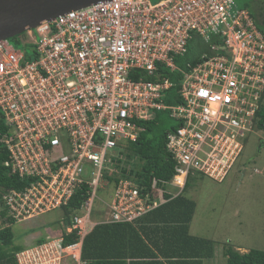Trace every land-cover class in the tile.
Returning <instances> with one entry per match:
<instances>
[{
  "label": "built area",
  "instance_id": "built-area-1",
  "mask_svg": "<svg viewBox=\"0 0 264 264\" xmlns=\"http://www.w3.org/2000/svg\"><path fill=\"white\" fill-rule=\"evenodd\" d=\"M24 35L25 49L0 42V112L3 164L30 183L0 193V214L18 225L63 210L80 190L87 197L70 223L62 215L59 235L18 253V264H91L83 244L95 226L136 222L164 203L165 191L181 194L190 177L224 182L255 132L264 35L235 0H110ZM194 38L208 49L181 67ZM160 68L181 74L180 104L163 102L173 83ZM165 110L181 123L168 135L173 179L157 195L121 179L100 199L115 149ZM69 235L75 240L65 244Z\"/></svg>",
  "mask_w": 264,
  "mask_h": 264
},
{
  "label": "trees",
  "instance_id": "trees-1",
  "mask_svg": "<svg viewBox=\"0 0 264 264\" xmlns=\"http://www.w3.org/2000/svg\"><path fill=\"white\" fill-rule=\"evenodd\" d=\"M251 3V5L245 4L241 8L249 10L258 29L264 35V3L261 0H251ZM24 34L10 40L18 44L20 43L19 38ZM207 49V45L203 44L199 39L194 38L189 43L188 53L185 57L178 58L177 63L181 67L187 62L195 64L198 61L199 55L207 51ZM162 71L165 72V75L173 83L172 87L166 92L163 102L169 106L180 104L181 99L178 91L181 74L177 71ZM140 126L144 130L140 132L136 141L127 142L113 152L112 164L110 165L119 169V172L114 173V176L110 177L105 173V177L112 184H118L121 179H132L138 184L139 188L144 189L143 192H155L154 194L157 195L159 189H161L160 185L163 182H170L176 173V162L167 150V142L168 135L175 132L181 126V123L172 118L170 112L165 110L157 111L152 120L141 121ZM255 130L264 134V95L256 114ZM6 134H8V126L4 115L0 112V193L10 189L20 190L30 183L29 179H22L19 175L12 173L11 169L9 170L3 164L9 158V152L4 143V136ZM115 153L118 156L114 158ZM134 157L139 159L137 164H132ZM201 178L203 177H190L185 189L176 197H173L172 193L165 191L168 190L167 188L163 189L165 191L163 193L164 203L147 214L145 218H148L150 224L158 222L163 224L159 228L160 234H175L172 230L179 228L178 230H181V234L187 235L190 239L205 244L208 243L210 246L208 254L211 255L212 241L189 236V225L194 218L197 205L195 201L184 196V192L192 180ZM154 181L157 185L153 190ZM86 197L85 190H80L75 194L70 203L63 208L64 219L67 223H70L71 217L76 214ZM0 217L6 221L5 226L0 228V264H18L16 255L25 248L15 244L14 221L7 218L6 211H3ZM139 220L134 223H114L95 226L84 240L83 259L89 261L91 264H125L122 259L126 255L120 254L118 249L114 252L111 251L109 246L114 244L115 239L124 238L128 233L139 235L134 228V224ZM74 240L75 235H69L65 238V244H70ZM45 241V239H41L36 245H40ZM224 255L227 257L226 264H264V251L258 249H251L249 252L242 254L230 246L224 250Z\"/></svg>",
  "mask_w": 264,
  "mask_h": 264
},
{
  "label": "rangeland",
  "instance_id": "rangeland-1",
  "mask_svg": "<svg viewBox=\"0 0 264 264\" xmlns=\"http://www.w3.org/2000/svg\"><path fill=\"white\" fill-rule=\"evenodd\" d=\"M153 3L161 0H150ZM238 8L245 4L251 5V0H235ZM264 3V0H261ZM16 44L9 40L14 49H25L21 40ZM264 134L255 130L248 138L243 154L236 168L226 180L218 183L209 178L192 180L184 192V196L195 201L196 212L193 218V233L212 237L224 245L244 250L258 249L264 251ZM118 155L115 153L114 158ZM139 159L134 157L132 164ZM87 172H90L88 169ZM113 165H108L105 171L108 177L118 173ZM106 178V177H105ZM108 179V178H106ZM109 181V179H108ZM107 187L99 192V198L112 190L113 184L104 181ZM99 201H97L98 203ZM102 207H96L95 214H100ZM63 210H55L38 216L37 219L24 222L21 231L14 226L15 244L24 248L31 247V235L39 233L46 235L52 223L62 219ZM3 219V218H2ZM0 220V228L5 226V220Z\"/></svg>",
  "mask_w": 264,
  "mask_h": 264
},
{
  "label": "crops",
  "instance_id": "crops-1",
  "mask_svg": "<svg viewBox=\"0 0 264 264\" xmlns=\"http://www.w3.org/2000/svg\"><path fill=\"white\" fill-rule=\"evenodd\" d=\"M146 216L134 224L139 235L128 233L124 238L115 239L114 244L109 246L111 251L118 249L120 254L126 255L122 259L125 264H226L227 257L224 255V250L230 246L212 237L193 233V219L189 225V236L212 241L211 255L208 254L210 252L208 243L190 239L187 235L181 234L179 228L172 230L175 234H160L159 228L163 224L158 222L159 220L158 223L150 224ZM35 219L37 218L31 220ZM59 221L60 218L52 223L51 230L46 235L39 233L31 235V247L41 239L46 240L47 237L59 235ZM23 223L16 225L19 231L23 226H29V223ZM233 249L242 254L249 252L241 248Z\"/></svg>",
  "mask_w": 264,
  "mask_h": 264
},
{
  "label": "water",
  "instance_id": "water-1",
  "mask_svg": "<svg viewBox=\"0 0 264 264\" xmlns=\"http://www.w3.org/2000/svg\"><path fill=\"white\" fill-rule=\"evenodd\" d=\"M105 1L110 0H0V42L20 36L70 11Z\"/></svg>",
  "mask_w": 264,
  "mask_h": 264
},
{
  "label": "flooded vegetation",
  "instance_id": "flooded-vegetation-1",
  "mask_svg": "<svg viewBox=\"0 0 264 264\" xmlns=\"http://www.w3.org/2000/svg\"><path fill=\"white\" fill-rule=\"evenodd\" d=\"M262 144H264V141L260 143V145H259V146H260V148H261V145H262Z\"/></svg>",
  "mask_w": 264,
  "mask_h": 264
},
{
  "label": "clouds",
  "instance_id": "clouds-1",
  "mask_svg": "<svg viewBox=\"0 0 264 264\" xmlns=\"http://www.w3.org/2000/svg\"><path fill=\"white\" fill-rule=\"evenodd\" d=\"M3 219H4V218H3ZM3 219H2V220H3ZM4 220H5V219H4ZM14 226H16V225H14ZM28 248H30V247H28ZM25 249H26V248H25Z\"/></svg>",
  "mask_w": 264,
  "mask_h": 264
}]
</instances>
